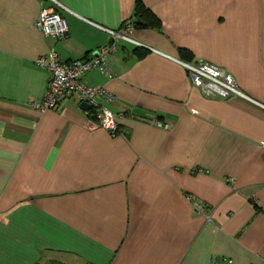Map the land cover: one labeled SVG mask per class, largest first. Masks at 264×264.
Wrapping results in <instances>:
<instances>
[{
	"label": "crops",
	"instance_id": "obj_1",
	"mask_svg": "<svg viewBox=\"0 0 264 264\" xmlns=\"http://www.w3.org/2000/svg\"><path fill=\"white\" fill-rule=\"evenodd\" d=\"M68 36L36 29L46 0H0V264H264V109L206 97L176 62L225 71L264 106V0H56ZM145 48L116 42L112 80L83 76L133 113L112 138L75 97L40 114L49 74L37 60H87L134 18ZM145 52L142 57L138 53Z\"/></svg>",
	"mask_w": 264,
	"mask_h": 264
},
{
	"label": "built area",
	"instance_id": "obj_2",
	"mask_svg": "<svg viewBox=\"0 0 264 264\" xmlns=\"http://www.w3.org/2000/svg\"><path fill=\"white\" fill-rule=\"evenodd\" d=\"M46 1L50 3L51 7L41 11L36 22V29L43 37H50L55 43L62 42L67 38L69 31L63 16L67 10L56 0ZM83 21L107 34L112 39L111 44L87 60L62 62L54 50H50L46 55L40 57L37 60V65L49 74V78L43 98L32 102L30 104L32 109L43 115L56 110L67 98L75 97L79 104H86L90 107L89 110L84 111L89 120V128L102 129L112 138L123 134L116 118L120 120L129 119L161 129H168L169 123L155 118L137 116L133 113H124L116 117L108 110L100 107L97 98L112 101V96L103 88L86 85L82 81L83 76L92 71H98L109 80L115 77L108 67L107 60L109 55L114 52L116 42L120 41L137 48H147L130 38L134 29L131 21H126L116 30L106 29L87 20ZM176 62L184 69L192 85L199 89L204 96L222 101L240 99L264 109L263 105L240 90L234 79L222 69L203 62ZM212 264L220 263L213 261Z\"/></svg>",
	"mask_w": 264,
	"mask_h": 264
},
{
	"label": "trees",
	"instance_id": "obj_3",
	"mask_svg": "<svg viewBox=\"0 0 264 264\" xmlns=\"http://www.w3.org/2000/svg\"><path fill=\"white\" fill-rule=\"evenodd\" d=\"M133 28H157L158 23L153 15L146 9H144L139 3L136 4L134 18L130 20ZM145 52L138 53L139 57H142Z\"/></svg>",
	"mask_w": 264,
	"mask_h": 264
},
{
	"label": "water",
	"instance_id": "obj_4",
	"mask_svg": "<svg viewBox=\"0 0 264 264\" xmlns=\"http://www.w3.org/2000/svg\"><path fill=\"white\" fill-rule=\"evenodd\" d=\"M95 55H96V54H95ZM80 109L83 110V111H86V110H89L90 107H89L88 105H86V104H81V105H80Z\"/></svg>",
	"mask_w": 264,
	"mask_h": 264
}]
</instances>
